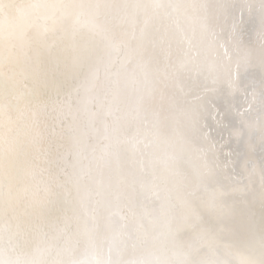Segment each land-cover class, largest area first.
Returning <instances> with one entry per match:
<instances>
[{
  "label": "snow or ice",
  "instance_id": "6c2138e0",
  "mask_svg": "<svg viewBox=\"0 0 264 264\" xmlns=\"http://www.w3.org/2000/svg\"><path fill=\"white\" fill-rule=\"evenodd\" d=\"M0 264H264V0H0Z\"/></svg>",
  "mask_w": 264,
  "mask_h": 264
}]
</instances>
